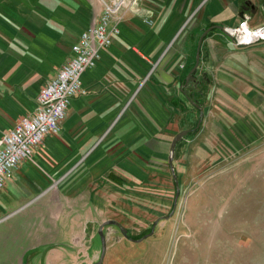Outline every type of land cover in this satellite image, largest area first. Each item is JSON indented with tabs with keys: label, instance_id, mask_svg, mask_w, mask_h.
<instances>
[{
	"label": "crops",
	"instance_id": "crops-1",
	"mask_svg": "<svg viewBox=\"0 0 264 264\" xmlns=\"http://www.w3.org/2000/svg\"><path fill=\"white\" fill-rule=\"evenodd\" d=\"M139 1L83 74L85 93L71 98L60 132L0 189V264H92L101 255L95 240L103 223L118 222L132 234L164 219L171 144L201 110L226 111L228 132L249 140L251 111L264 103V43L237 49L228 30L244 13L251 28L263 26L264 0ZM89 26L16 122L35 111L40 88ZM143 242L108 241L103 264H136L133 247Z\"/></svg>",
	"mask_w": 264,
	"mask_h": 264
},
{
	"label": "rangeland",
	"instance_id": "rangeland-1",
	"mask_svg": "<svg viewBox=\"0 0 264 264\" xmlns=\"http://www.w3.org/2000/svg\"><path fill=\"white\" fill-rule=\"evenodd\" d=\"M101 9L99 0H0V139L34 105L37 88ZM203 113L199 128L195 116L191 135L179 144L177 182L167 175L168 218L148 238L155 246L134 245L136 264H264V103L251 111L245 141L228 132L226 111ZM153 224L130 237L141 239ZM106 230L115 231L107 242L124 238L117 227ZM95 244L101 251L99 236Z\"/></svg>",
	"mask_w": 264,
	"mask_h": 264
},
{
	"label": "built area",
	"instance_id": "built-area-1",
	"mask_svg": "<svg viewBox=\"0 0 264 264\" xmlns=\"http://www.w3.org/2000/svg\"><path fill=\"white\" fill-rule=\"evenodd\" d=\"M102 12L72 46L71 56L42 86L36 96L35 111L21 117L0 139V189L24 160L32 157L48 135L60 132L71 98L85 93L82 76L95 67L101 52L109 48L125 12L133 10L139 0H99ZM238 26L228 30L238 46L264 42V25L251 28L249 16L243 14Z\"/></svg>",
	"mask_w": 264,
	"mask_h": 264
},
{
	"label": "water",
	"instance_id": "water-1",
	"mask_svg": "<svg viewBox=\"0 0 264 264\" xmlns=\"http://www.w3.org/2000/svg\"><path fill=\"white\" fill-rule=\"evenodd\" d=\"M242 15H243V14H242ZM209 31H210V30H207V31L203 34V37H204L205 35H207V34L209 33ZM203 37H202V39H203ZM202 39L200 40L199 48H198V52H197V62H196L195 67H194L193 70L190 72V74H189V76H188V78H187L188 81L190 80L191 77L194 76L195 72H196L197 69H198V66H199V63H200V46H201V44H202ZM233 43H234V45H235V47H236L237 49H242V47L238 46L237 43H236L235 41H233ZM260 43L263 44L264 42H260ZM192 103H193L195 106H197L198 108L200 107L196 102L192 101ZM202 118H203V111L201 110V120L199 121V124L197 125V128H199L200 123H201V121H202ZM190 132H192V130H184V131L180 132L179 134H177V136L174 138V140H173V142H172V144H171L169 163H170V167H171V169H172L173 178H174V180H175L176 182H177V176H176V174H175V169H174V159H175L176 147H177V144H178V143H179L184 137H186V136H188V135L190 134ZM177 191H178V192H177V195H176V198H175V207H176V203H177V201H178V196H179V188H178V185H177ZM175 207H174V208H175ZM171 215H172V214H171ZM167 218H168V217H166V219H167ZM158 222H159V221H157V222H155V223L153 224V227H152V230H151L150 233L144 235V236H143L141 239H139V240H134V239H132V238L129 236L128 231H127L124 227H122L118 222H115V221H108V222L103 223V224L100 226V228H99V232H98V234H99V236H100V239H101V247H102V249H101V255H100L99 260H98L97 262H95V263H92V264H103V262H104V259H105L106 253H107V235H106L107 231L104 230L106 227H108V226H116V227L120 230V232L123 234V236H124L126 239L131 240V241H133V242H141V241H143V240H145V239H147V238L153 236V234H154V232H155V229H156V227H157V225H158Z\"/></svg>",
	"mask_w": 264,
	"mask_h": 264
}]
</instances>
